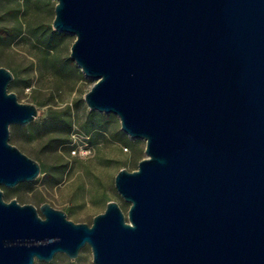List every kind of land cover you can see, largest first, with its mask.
Returning a JSON list of instances; mask_svg holds the SVG:
<instances>
[{
	"label": "water",
	"instance_id": "1",
	"mask_svg": "<svg viewBox=\"0 0 264 264\" xmlns=\"http://www.w3.org/2000/svg\"><path fill=\"white\" fill-rule=\"evenodd\" d=\"M52 30L94 80L89 111L145 142L91 224L63 210L6 202L40 164L9 142L39 116L0 67V264H264V0H53Z\"/></svg>",
	"mask_w": 264,
	"mask_h": 264
},
{
	"label": "rangeland",
	"instance_id": "2",
	"mask_svg": "<svg viewBox=\"0 0 264 264\" xmlns=\"http://www.w3.org/2000/svg\"><path fill=\"white\" fill-rule=\"evenodd\" d=\"M55 4L56 1L53 0H12L10 4L9 0H0V24L4 12H8V17L16 13L20 15L25 13L22 17L23 21L19 18V22H22L21 29L30 39L22 35L15 40L9 50L5 51L10 61H0V67L10 71L14 69L20 76L31 80L29 88L20 86L17 91L11 92L17 95L21 103L33 104L37 107L40 114L31 124L37 126L38 131L48 125L47 113L50 108L64 110L69 107L71 118H75L78 123L85 122L89 109L84 103L83 96L94 83V80L85 77L69 58L75 36L52 32L50 29ZM26 14L33 15L32 19L35 22L28 23ZM13 23L16 27V21ZM36 45L44 51L48 59L57 61L56 68L59 70L56 73H54L55 69H45V65L39 60V50ZM108 130L103 136H99L96 131L93 132L94 141L98 140L99 145L92 147V154L88 158L78 157L69 160L70 168L68 167V172L65 173L58 187L48 185L45 174H42L28 189L23 186L2 189L4 200L9 202L11 199H16L22 205L31 204L37 209L41 204L48 203L55 209L63 210L68 219L75 223L90 225L93 217L104 211L106 193L111 197L110 201L120 203L122 200L113 184L117 169L122 167L133 171L137 168L139 159L146 157L143 140L129 138L135 144L129 142L128 147L113 138L121 131L119 121L114 115ZM35 135L27 131L26 135L22 136L14 126H10L9 142L33 158L39 154L43 143L37 137L38 133ZM134 145L139 156L135 160L128 161ZM122 161H125V164L117 166ZM4 190L9 191V194H5ZM34 264H93L92 253L90 247L86 245L74 260L69 259L65 254H57L49 263L35 260Z\"/></svg>",
	"mask_w": 264,
	"mask_h": 264
},
{
	"label": "trees",
	"instance_id": "3",
	"mask_svg": "<svg viewBox=\"0 0 264 264\" xmlns=\"http://www.w3.org/2000/svg\"><path fill=\"white\" fill-rule=\"evenodd\" d=\"M11 1L12 0H9V4ZM24 15L25 13L21 15L19 13H16L14 16L8 17V12H4L3 18L1 19L2 24H0V61L1 62L10 61L7 58L5 51L9 50V48L11 47L12 43L15 40L21 38L22 35H26L27 38H29V36L27 34H24V31L21 29L23 28L21 25L22 22H19L20 20L19 18H21V21H23L22 17ZM25 17L28 23L31 24L35 22V20L32 19L33 15L26 14ZM14 21H16L15 24V26L17 25L16 27H14V23H13ZM50 29L52 32H55L52 30V26L50 27ZM37 50H39L38 51L39 60L43 62V64L45 65V69H49V68L50 69L52 68L53 70L55 69L54 73H56L59 70V68H56L57 61L48 59L44 55L45 54L44 51L41 50V48L38 46H37ZM11 72L14 75V80L9 85V91H17V89H19L20 86H22L23 88H29L31 86L30 79L20 76L14 69ZM70 74L73 76L75 75L73 73ZM112 119H113V115H106V114H100L98 112L89 111L87 114L86 121L83 123H78V121L75 118H71L69 113V107L65 108L64 110H54L50 108L47 113L48 125L43 127V129L38 131L36 129L37 126H34L33 124H30L27 127L14 126V129H16L17 132L22 136H25L27 131L30 132L31 135L33 134V136H36L35 134L38 133L37 137L40 138L43 141V143L40 146L39 154L37 156H34L33 158L40 164L41 167L40 175L45 174L46 183L52 187H58L63 179V176L65 175V173L68 172L69 160L77 158V157H72L70 154L72 149L71 135L75 131H80L90 136L89 144L92 147L98 146L99 141L98 140L97 142L96 140L94 141L93 132L96 131L97 133H99L98 134L99 136L105 135L104 134L105 132L108 133L109 131L108 129L109 126L111 125ZM114 136H113L114 139L121 142V144L127 145L128 147H129L128 145L129 142L135 144V142H132L128 138V136L125 135L122 131H119ZM138 156H139V152L137 150L136 145H134V149L131 150V155L128 161H130V159L135 160L138 158ZM122 164H125V161L119 162L117 166ZM121 169L123 168L119 167L117 169V172ZM31 184L32 183H22L18 186V188L23 186L24 188L28 189ZM1 189L4 188L1 187ZM4 191L5 194L7 195L9 194V191L7 190ZM110 198L111 197L106 193L104 206H106L107 202L110 201ZM119 205L125 212L129 206L127 203H125L122 200L120 201Z\"/></svg>",
	"mask_w": 264,
	"mask_h": 264
},
{
	"label": "built area",
	"instance_id": "4",
	"mask_svg": "<svg viewBox=\"0 0 264 264\" xmlns=\"http://www.w3.org/2000/svg\"><path fill=\"white\" fill-rule=\"evenodd\" d=\"M90 136L80 131H75L71 135V156L79 158H88L93 151L92 146L89 144Z\"/></svg>",
	"mask_w": 264,
	"mask_h": 264
}]
</instances>
